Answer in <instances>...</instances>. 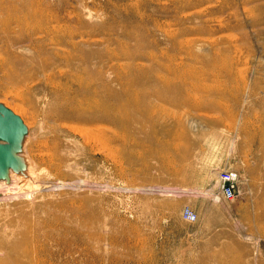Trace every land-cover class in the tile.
Segmentation results:
<instances>
[{
  "label": "rangeland",
  "instance_id": "374dc122",
  "mask_svg": "<svg viewBox=\"0 0 264 264\" xmlns=\"http://www.w3.org/2000/svg\"><path fill=\"white\" fill-rule=\"evenodd\" d=\"M25 6L56 16L77 48L2 23ZM8 53L0 102L18 105L44 169L16 198L0 193V264H264V0H0ZM128 90L145 105L84 140L80 126H95L78 104ZM229 169L232 200L219 189ZM213 185L218 202L180 191Z\"/></svg>",
  "mask_w": 264,
  "mask_h": 264
},
{
  "label": "bare ground",
  "instance_id": "6f19581e",
  "mask_svg": "<svg viewBox=\"0 0 264 264\" xmlns=\"http://www.w3.org/2000/svg\"><path fill=\"white\" fill-rule=\"evenodd\" d=\"M17 10L18 12H16L15 9L14 11H12L13 16L3 19L2 23L4 25H7L8 28H10V25L13 22H16L17 24H20V25L31 26L33 27V33L39 34L43 37V40H41V43L44 42L46 44L56 46L60 50L63 46H68V47H71L72 49L77 48L78 43L74 41V38L76 37L77 34L74 31L67 29L66 28L67 26L62 27V26L52 24L53 22H55L53 20L56 18V16L50 15L51 16L50 19H47L46 22H44L45 20L44 12L45 11L43 9L25 6L21 8L17 7ZM8 55L9 56L6 59L0 60V71L7 72L9 70V72H15L14 67H16L15 66L16 63L14 62L17 61L18 57L11 53H8ZM68 58H71V55H69ZM127 94H129L128 100L124 101V100L118 99L120 103H117V104L113 103V101L110 100L108 97L100 99V100H87L85 104L76 103L78 104V107L81 108V111L79 112V115H78L80 119H85L87 124L95 126V127L80 126L82 127L81 131L84 130V132H87L88 134H92L93 136L97 134V132L104 135V131L108 129L109 127L108 125L112 122V120H115L116 122L122 125H126L127 123H129L130 120L128 119L132 117V113H129V107L130 109L133 107H136L134 109H138L144 106L145 104L141 102V100L139 99L138 97L139 94L134 93L129 90L127 91ZM135 95H137V97ZM157 97L169 103H175L176 101L174 97L167 95L166 92L165 93L158 92ZM0 101H4V100L0 99ZM208 107L211 108L212 106L208 105ZM10 108L15 111L19 109L18 105L14 106V108L13 107H10ZM18 113H20L19 110H18ZM102 124H105L107 126L103 127ZM75 126H78V125H75ZM70 127L72 126H69V128ZM78 128L76 127V130H80ZM81 134L84 135L85 133H83L82 131ZM86 134L84 135V140L87 141L88 139H85V138L86 136H88V134L87 135ZM94 139H97V138L95 137ZM28 141H29V134H27L23 139V149L21 152V156L24 162L26 163L25 170L21 172H16L11 169L9 170V175L7 177L0 179V193L4 192L5 195L8 196V198H13V197L16 198L17 195H12V194L14 192V189L16 190L17 187H21L22 189H24V188H29L33 186L36 183L39 171L42 172L44 169L41 167V164L37 162L36 159L30 154V152L27 151ZM90 141L88 140V142ZM261 152L263 156L261 162L264 167V146L262 147ZM180 157L182 159H185L187 155L186 153H182ZM56 168L58 171H61L60 164L57 165ZM259 188H262V194H263L262 198L264 199V184L259 186ZM180 191L206 194L208 197H211L214 201H217V202L221 200V195L214 191V185L202 191L195 190V189L194 190L193 189L191 190L190 189H180ZM256 208L258 210L256 211V214H255L256 219H258L259 217L262 218V215H264V202L263 204L257 203ZM261 244H262V252L264 253V243H261Z\"/></svg>",
  "mask_w": 264,
  "mask_h": 264
},
{
  "label": "water",
  "instance_id": "95a60500",
  "mask_svg": "<svg viewBox=\"0 0 264 264\" xmlns=\"http://www.w3.org/2000/svg\"><path fill=\"white\" fill-rule=\"evenodd\" d=\"M28 132L23 118L0 102V179L7 177L11 169L16 172L25 170L26 163L21 152Z\"/></svg>",
  "mask_w": 264,
  "mask_h": 264
},
{
  "label": "built area",
  "instance_id": "2783aa9c",
  "mask_svg": "<svg viewBox=\"0 0 264 264\" xmlns=\"http://www.w3.org/2000/svg\"><path fill=\"white\" fill-rule=\"evenodd\" d=\"M219 189L226 200L234 199L240 180V174L236 170H221L219 173ZM183 217L189 221H196L197 213L189 206L182 211Z\"/></svg>",
  "mask_w": 264,
  "mask_h": 264
}]
</instances>
